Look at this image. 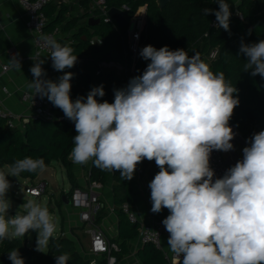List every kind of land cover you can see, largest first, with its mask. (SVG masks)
<instances>
[{"label":"clouds","instance_id":"clouds-1","mask_svg":"<svg viewBox=\"0 0 264 264\" xmlns=\"http://www.w3.org/2000/svg\"><path fill=\"white\" fill-rule=\"evenodd\" d=\"M218 10L205 8L203 15L215 16V26L230 31L232 15L228 0H213ZM233 4H235L233 2ZM236 5V4H235ZM50 50L52 67L58 72L77 63L74 49L54 36L40 37ZM247 57L244 71L264 78V40L244 43L239 53ZM139 56L147 61L143 72L130 78L125 87L113 89L114 100L102 102L104 85L93 87L86 97H70L72 72L58 81L44 79L40 51L30 56L33 97L47 98L75 125L74 164L89 161L101 171H118L122 180L133 179L137 165L155 161L159 171L149 183L151 211L168 209L162 220L170 234L168 250L182 257V264H264V130L254 133L242 149V159L217 178L210 166L213 151H234L236 136L229 121L239 105L238 92L223 72L210 70L198 53L185 49H159L149 44ZM10 66L21 70L16 56ZM43 158L24 157L0 168V242L24 238L35 231V251L47 253L56 238L58 223L48 206L27 199L15 215L8 177L24 172L42 173ZM158 235V233H157ZM11 264H25L19 249L8 252ZM71 256L55 257L68 264Z\"/></svg>","mask_w":264,"mask_h":264},{"label":"trees","instance_id":"trees-1","mask_svg":"<svg viewBox=\"0 0 264 264\" xmlns=\"http://www.w3.org/2000/svg\"><path fill=\"white\" fill-rule=\"evenodd\" d=\"M91 1L93 0H81L80 3L88 10ZM104 2L106 9L127 6L128 18L137 9L146 6L145 24L134 66L136 75L141 74L147 66L148 62L139 56V52L149 44L157 49L165 45L172 50L183 48L189 55L198 53L202 60H206L211 50L217 49L216 58L208 62L210 70L223 72L226 80L238 89L234 95L238 96L239 105L234 109L229 121L230 126H234L243 138L250 134L252 136L255 126H258V132L264 130V78L259 75L252 76L250 70L244 71L247 57L238 54L241 40L244 43L264 40V0H239L236 10L242 19L231 15L230 31L212 28L211 22L215 20V16L203 15L202 10L205 8L218 10V4L213 3V0H171L163 10L156 7L155 0H104ZM64 10L66 7L63 4L54 2L45 6L46 30H53L63 22ZM89 16L85 14L82 17ZM99 20L98 25L81 28L73 36L75 44L70 45L74 49L73 54L78 57L77 60H81L70 81L72 85L70 97L73 101L80 96L86 97L93 87L103 84L105 96L97 99L111 103L114 100L113 89L125 87L124 76L121 74L106 70L97 74L100 63H123L126 49L125 31L117 30L111 23H104L101 18ZM72 27V24L69 26L67 24L65 30H71ZM92 38H99V45H93ZM90 49L92 53L86 58L85 53ZM42 67L49 72L47 79L53 81H58L64 74L50 71L46 63H43ZM52 109L54 115L52 121L31 120L23 130L7 128V119L0 118V168L24 157L43 158L47 167L53 163L60 164L66 170L67 178L74 187L70 152L74 147L73 137L77 134L75 125L65 118L61 109L54 107L53 104ZM140 165L151 182L159 171L155 161L145 159ZM108 175L109 172L101 171L91 163L90 180L103 183ZM36 176V173L24 172L18 180H29L31 183ZM113 179L116 182L113 188L115 212L119 220V240L116 243L120 250L116 255L118 261L127 250L125 241L137 237L138 225L129 223L120 209L122 204L130 206L133 203L129 181L122 180L118 171L113 173ZM100 213L101 210L95 218L96 224L101 220ZM168 215L169 211L165 208L160 213H153L152 219L162 222ZM14 248L19 249L25 264H56L55 257L63 253L71 256L68 264L89 262V257L79 253L75 243L66 237L51 240L46 254L35 251V246L29 248L24 237L0 242V264H11L8 252ZM139 260L141 264L163 262L161 252L151 245H144Z\"/></svg>","mask_w":264,"mask_h":264},{"label":"built area","instance_id":"built-area-1","mask_svg":"<svg viewBox=\"0 0 264 264\" xmlns=\"http://www.w3.org/2000/svg\"><path fill=\"white\" fill-rule=\"evenodd\" d=\"M56 1L57 0H18L26 18V28L32 36L34 52L40 51L41 59L48 65L49 70L52 72L57 71L53 69L51 57L48 56L50 50L45 46L44 41L40 39V37L42 35H51L56 38V29L50 32L45 29L47 26V17L44 13L45 6H47L50 2L59 4ZM119 9L126 13L127 26L124 30L126 36V49H124L125 61L121 64L117 63V65L119 70L118 74L124 76L126 86L130 78L136 76L134 66L141 34L144 29L146 6L137 9L136 12L129 18L127 17V13L129 12V8L127 6L123 5ZM108 10L109 9H106L104 0H93V5L88 11V14L91 18H101L104 23H111L115 27L112 21L107 17ZM232 15L240 20L242 19L237 10H235ZM215 23V20L211 22L212 28L223 29L216 27ZM8 56H10L9 59H12L13 56H16L20 62L22 61V58L18 55H15L13 51H9ZM216 56L217 49H213L207 55L206 60H214ZM104 64L105 63L99 64V70L97 71V74L105 71L106 65ZM111 64L113 67H115L113 63ZM8 69L9 65H4L1 67V72L5 73ZM45 71L47 75L43 78L47 79L49 72H47V70ZM32 80L33 75L31 73L30 81ZM20 100L21 103L27 105L30 112L29 114L22 117H15L11 114L0 112V118L7 119V128L23 130L25 125L31 120L40 119L45 122H50L54 119L52 103L49 102L46 97L43 99H41L39 95L33 97L32 90L28 89L21 94ZM72 127L74 128V126ZM233 129L235 133H238L235 127ZM240 140L242 141L243 139ZM232 143H234V141H232ZM235 163V160L229 159L228 157L226 158L224 156V152L222 151H213L211 153L210 166L214 170L215 176L217 178L222 177L224 172ZM138 165H140V163ZM139 173L141 174V170H139ZM87 181L88 185L86 189H76L73 191L70 198V206L78 211L79 222L83 227L86 228V232L89 236L88 264H117L116 255L120 253L118 245L108 242L105 238L103 230L95 223V218L101 210V204L98 196L100 184L97 181L90 180V171L87 174ZM148 185L149 183L144 184L143 189L147 194V204L151 211V190ZM46 188V183H39L35 187L32 185L23 186L21 191L29 198L38 199L46 194ZM120 209L126 216L129 223L138 225L137 238L141 245H151L161 252L163 258L162 264H182V257L174 255L167 248V240L170 234L165 230V227L161 221H154L152 219L147 223H139L136 215L128 204H122ZM151 213L153 215L152 211Z\"/></svg>","mask_w":264,"mask_h":264},{"label":"crops","instance_id":"crops-1","mask_svg":"<svg viewBox=\"0 0 264 264\" xmlns=\"http://www.w3.org/2000/svg\"><path fill=\"white\" fill-rule=\"evenodd\" d=\"M81 0H57L59 4H63L66 7L63 22L53 30H57L56 40L62 45L75 44L73 36L84 26H88V18L82 17L88 14V10L92 7L93 1L90 3V8L87 10L81 6ZM230 5H237L239 0H228ZM233 2L235 4H233ZM93 19H99L93 18ZM68 24L73 25L71 30L66 31L65 27ZM49 29L47 31H53ZM91 33V31H89ZM94 40L100 42L99 38H92L93 45L97 46ZM13 51L15 55L22 58L21 70L17 71L10 66L8 52ZM34 52L32 36L26 28V18L23 10L21 9L18 0H0V112L11 114L15 117H22L29 114L30 110L27 105L21 103V94L28 90V83L30 81V68L33 66V61L30 56ZM92 50H87L85 57L89 58ZM77 60V63L79 64ZM78 64L70 69H65L64 72H72L75 74L78 68ZM105 63V70L107 72L119 73L117 63ZM9 65V69L5 72H1V67ZM49 75V74H48ZM72 162V160H71ZM91 161L87 164H74L72 162V173L74 177L75 186L72 187L71 182L68 180L66 170L58 163L65 172L66 178L69 183L68 191L63 192L70 197L73 191L76 189H86L88 185L87 174L90 171ZM139 169L142 174L139 173ZM25 185H31L29 180H21ZM150 183V179L145 171H143L141 165H137L134 177L129 181L131 195L133 203L130 205L131 210L136 215L139 223H147L152 220V213L147 204V194L143 189V185ZM22 184V183H21ZM100 189L98 190L99 201L101 204V220L97 224L104 232L105 238L108 242L117 243L119 240V220L116 216V207L114 205L113 188L116 186V182L113 179V172H109L108 178L105 182L100 183ZM48 200V208L51 213L57 211L61 218V225L56 233L58 237H68L70 232H76L75 228H80L81 224L78 219V211L71 206H64L63 204L54 203L53 207L50 206V201L53 197L49 194L43 195ZM42 198V197H41ZM41 198H38L39 202ZM86 231V228H84ZM74 230V231H73ZM68 231V232H67ZM55 238V239H56ZM26 242H28L26 238ZM86 244L89 246V236ZM126 252L118 258L117 264H141L139 260V254L144 248L141 245L138 238L135 237L132 240H126ZM34 246V245H33ZM31 248V247H29ZM84 255V254H83ZM104 264V263H102Z\"/></svg>","mask_w":264,"mask_h":264},{"label":"rangeland","instance_id":"rangeland-1","mask_svg":"<svg viewBox=\"0 0 264 264\" xmlns=\"http://www.w3.org/2000/svg\"><path fill=\"white\" fill-rule=\"evenodd\" d=\"M237 6H238V4L237 5H231L232 8L231 7L230 8H231L232 13L235 12ZM94 41L96 44H99V42L97 40H94ZM203 61L209 65V63H208L209 61H207V60H203ZM232 128H234V127H232ZM233 131H234V129H233ZM250 135H247L246 137L243 138L239 135V133H236V137H235L236 139H233V141H234L233 144H234L235 150L229 151V152H224V156L226 158L228 157L229 159H232L235 161L242 159V149L245 146H247L246 141L248 140L249 137H251ZM240 139H243V140L241 141ZM51 167H53L56 171V179H57L59 187L62 190L64 189L65 192H67L68 188H69V183H68V180L66 178L64 170L56 163H53ZM141 174H142V171H141ZM8 179L12 183V187L7 194L8 197L12 201V208L9 211V215H15V213L17 211H19L21 214H23L24 209L22 207H20V205H22L24 202H26L27 199H34V198H29L22 193L21 188L23 186H26L25 184H23V181L18 180L15 177H8ZM70 198H71V195H70L69 199ZM40 202L43 204H46V205H48V203H49L48 200H46L45 196H42ZM50 203L51 204L49 207H53L55 201L52 200V201H50ZM53 214H54V217L56 218V221L58 223V228H59L61 225V218H60L57 211H54ZM84 228L85 227H83L82 225L80 228H75L76 232L75 233L70 232L71 234H70V236L68 235L67 238L72 240L75 243V246H76L77 250L79 251V253L84 254V256H86V257H89L88 245L86 244V242L88 240V234ZM57 233H58V231H57ZM36 236H37V234L35 231H30L29 233H27L25 235V239L27 238V240H28V242H26L28 247L32 248L33 245L34 246L36 245Z\"/></svg>","mask_w":264,"mask_h":264},{"label":"water","instance_id":"water-1","mask_svg":"<svg viewBox=\"0 0 264 264\" xmlns=\"http://www.w3.org/2000/svg\"><path fill=\"white\" fill-rule=\"evenodd\" d=\"M171 0H155L156 7L159 10H163ZM107 17L115 25V28L119 31H124L127 26L126 13L117 8H110L107 11ZM100 23L99 19H88V26L93 27ZM254 133H258V126H255ZM39 183H46V193L53 197L56 204H63L64 206H70V199L66 196L63 190L59 187L56 179V171L53 167H47V169L37 174V176L31 181L32 186H37Z\"/></svg>","mask_w":264,"mask_h":264}]
</instances>
